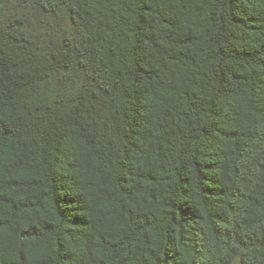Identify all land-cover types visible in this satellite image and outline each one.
Returning <instances> with one entry per match:
<instances>
[{
  "label": "trees",
  "instance_id": "16d2710c",
  "mask_svg": "<svg viewBox=\"0 0 264 264\" xmlns=\"http://www.w3.org/2000/svg\"><path fill=\"white\" fill-rule=\"evenodd\" d=\"M0 264H264V0H0Z\"/></svg>",
  "mask_w": 264,
  "mask_h": 264
}]
</instances>
